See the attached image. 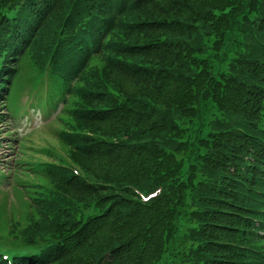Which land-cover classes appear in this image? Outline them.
I'll return each instance as SVG.
<instances>
[{"label": "trees", "instance_id": "1", "mask_svg": "<svg viewBox=\"0 0 264 264\" xmlns=\"http://www.w3.org/2000/svg\"><path fill=\"white\" fill-rule=\"evenodd\" d=\"M26 58L66 151L0 264H264V0H0L3 108Z\"/></svg>", "mask_w": 264, "mask_h": 264}, {"label": "rangeland", "instance_id": "2", "mask_svg": "<svg viewBox=\"0 0 264 264\" xmlns=\"http://www.w3.org/2000/svg\"><path fill=\"white\" fill-rule=\"evenodd\" d=\"M39 73V69L33 65L29 58L22 61L20 71L12 85V97L14 98L19 92V96L22 93L18 101L20 103L35 101L36 99H33V97L38 95L37 100L39 103L34 105V107L29 106L28 112L21 114L18 118H7V120L11 121L0 124V159L2 160L0 167H5L4 170L6 171L9 167H13L16 162H20L21 166H19L23 171L19 175L25 179L28 171L24 169L32 165L29 164L30 161L37 163L40 159L53 160L52 157L47 156L46 151H43L44 147L53 148L59 156H65L66 151L56 136L60 125L55 120L58 110H55L49 103L51 98L49 96L53 93L52 86H50L48 81L49 78H46L37 86ZM56 95L57 98L55 100L59 98L58 94L54 96ZM39 98H42V100L39 101ZM1 106L0 101V110L6 112V109ZM17 180L22 179H15L13 176V181L0 183V193H2V195L0 194V206L4 203L0 212V225L8 224L12 219L26 225L25 222L28 221L26 219L27 215L34 213L32 208L30 209L29 196L24 193V189L14 188L13 184H19ZM35 181H41V179L33 175L28 177V184L32 189H36V186L32 184ZM4 194H7L5 196L6 199L3 196ZM1 235L0 233V237ZM1 241L5 242V240Z\"/></svg>", "mask_w": 264, "mask_h": 264}]
</instances>
